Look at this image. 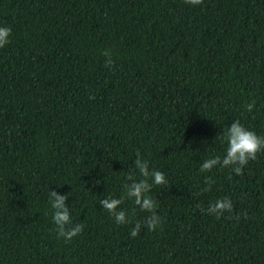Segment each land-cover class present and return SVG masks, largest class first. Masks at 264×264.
Listing matches in <instances>:
<instances>
[{"label": "trees", "instance_id": "trees-1", "mask_svg": "<svg viewBox=\"0 0 264 264\" xmlns=\"http://www.w3.org/2000/svg\"><path fill=\"white\" fill-rule=\"evenodd\" d=\"M0 24V264H264V151L199 167L233 120L264 136V0H0ZM137 152L166 178L153 230L125 195ZM51 189L83 225L70 241Z\"/></svg>", "mask_w": 264, "mask_h": 264}, {"label": "clouds", "instance_id": "clouds-1", "mask_svg": "<svg viewBox=\"0 0 264 264\" xmlns=\"http://www.w3.org/2000/svg\"><path fill=\"white\" fill-rule=\"evenodd\" d=\"M185 2L195 5L199 3V0H185ZM10 37L11 27L0 24V48L9 43ZM104 55L106 57L105 64L111 65L113 61L110 52L105 51ZM253 107L254 102L246 105L248 111H251ZM223 134L227 144L224 155L205 159L199 166L200 171L210 170L219 165L220 167L231 166L232 171L239 174L250 160L256 159L258 152L264 151V136H260L246 128L239 120H233L231 124H228L226 129H223ZM134 165L144 178L139 180L132 179L130 183L124 185L125 195L135 205H138L141 210L151 213L144 223L149 230H153L159 226L161 220L154 211L156 207L155 201L148 193L152 184L166 183V178L163 172L155 169L150 170L148 162L140 156L139 152H137ZM149 177L151 178V184L146 179ZM123 198L108 197L99 201L103 209L113 214L117 224L129 222L126 212L123 209H118ZM66 199L67 195H63L54 189H51L48 193L49 205L52 209V221L56 226L57 238H63L67 242L82 231L83 225L72 222L69 206L65 203ZM232 207V201L228 197H224L210 202L205 211L219 218L224 212L231 211ZM139 229L140 224L137 223L130 230V235L135 237Z\"/></svg>", "mask_w": 264, "mask_h": 264}]
</instances>
